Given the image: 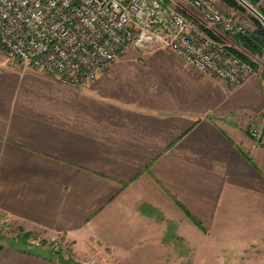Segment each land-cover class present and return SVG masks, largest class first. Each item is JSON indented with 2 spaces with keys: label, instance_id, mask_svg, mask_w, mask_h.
I'll return each instance as SVG.
<instances>
[{
  "label": "crops",
  "instance_id": "obj_1",
  "mask_svg": "<svg viewBox=\"0 0 264 264\" xmlns=\"http://www.w3.org/2000/svg\"><path fill=\"white\" fill-rule=\"evenodd\" d=\"M132 62L81 88L31 69L0 74V213L68 248L0 235V264H200L217 259L199 250L208 236H264V161L256 151L259 172L248 161L239 123L198 118L173 88L153 91L152 76L142 89L116 85Z\"/></svg>",
  "mask_w": 264,
  "mask_h": 264
},
{
  "label": "built area",
  "instance_id": "obj_2",
  "mask_svg": "<svg viewBox=\"0 0 264 264\" xmlns=\"http://www.w3.org/2000/svg\"><path fill=\"white\" fill-rule=\"evenodd\" d=\"M169 1L0 0V47L9 60L21 63L24 69L52 75L73 86L97 79L131 45L142 55L169 50L197 71L232 84L251 77L249 63L194 21L215 34L218 29L227 35H248L250 30L236 17L213 0ZM252 135L260 137L255 130ZM0 219L10 223L3 213ZM45 238L32 234L27 240L51 245L58 252L59 241Z\"/></svg>",
  "mask_w": 264,
  "mask_h": 264
},
{
  "label": "rangeland",
  "instance_id": "obj_3",
  "mask_svg": "<svg viewBox=\"0 0 264 264\" xmlns=\"http://www.w3.org/2000/svg\"><path fill=\"white\" fill-rule=\"evenodd\" d=\"M212 2L221 10L236 17L248 30L252 28L251 25L253 24V20L251 17L255 15L249 9L246 8L247 12L243 13L233 8L231 9L221 0H213ZM261 7L262 8L255 7V9L258 11L264 10V6ZM194 21L197 25H201L199 21L195 19ZM216 35L218 34L216 33ZM223 35V39L228 45H235H231L233 54L240 57L242 60L244 59L243 61L249 63L253 67H251L253 69V74L242 84H232L208 73L199 72L184 61H181L183 59L169 50L165 49L166 51L156 52L148 56V54L142 55V53L133 50V48L128 51L127 48L129 46L121 53L118 59L119 61L117 60L118 62L116 61L109 69L105 70L100 75L108 72L117 63L123 62L121 66H124L126 60L138 59L139 62L127 63L128 65H134L138 69L135 70L134 67V69L130 67L124 68V72L119 75V83H116V85L118 84L126 87L132 78L134 79L133 82L137 85L136 87L142 89L144 88L143 83H147V81H145L146 75L152 76V81H155L154 85L156 87L154 89L152 88L153 91L159 90L160 86L173 88V92L176 93L177 98H182L183 102L197 104L201 111L198 118L207 114L204 117L209 118L219 128L221 127L220 125L224 124L225 120V118H222L219 114L221 112H227L233 121L239 123L237 128L240 131V140H244V143L251 145L253 150L251 153L249 152L248 161L251 163L252 167L255 168L257 164L255 156L256 151H259L260 160L263 159L264 161V52L257 55L250 49L237 43L231 36L227 34ZM173 61L176 63L172 64ZM147 66L149 68L146 69ZM16 67L20 68L25 74L33 72L30 69H24L21 63L9 60L3 48L0 47V74L11 75L14 70H18ZM97 79L88 82L86 85L94 83ZM60 81L65 83L62 80ZM138 82H140V84ZM65 84L69 85L68 83ZM70 86L81 88L85 85ZM108 89L112 88L109 87ZM253 130L260 135L259 138H255L252 135ZM262 165L264 167L263 162ZM256 170L258 171V169ZM261 173L264 175L263 172ZM186 213L189 220L198 228V231L207 234L204 223L193 217L191 213ZM9 222V224H4L0 219V235H3V237H18L19 234H21L18 233V224L11 220L10 217ZM50 238L51 237H46L45 239ZM55 238L59 241L61 246L58 253H67L68 248L61 237ZM256 238L258 239L261 237ZM227 240L229 239L208 236L205 241L203 240L200 242V252H210L217 256L215 260L211 259L209 262L205 260L200 261V264L207 262H211V264H264V236L252 244L229 242ZM223 254L227 255L225 259H223V257L218 258L219 255ZM183 263H190V261L183 260Z\"/></svg>",
  "mask_w": 264,
  "mask_h": 264
},
{
  "label": "trees",
  "instance_id": "obj_4",
  "mask_svg": "<svg viewBox=\"0 0 264 264\" xmlns=\"http://www.w3.org/2000/svg\"><path fill=\"white\" fill-rule=\"evenodd\" d=\"M221 1H223L229 7L234 8L237 11L243 13L247 12V9L237 0H221ZM245 1H247L254 8L255 7L262 8L261 2L263 0H245ZM168 3H170L169 0ZM259 11L262 13V15H264V10H259ZM251 18L253 20V25L255 26V30L250 31L248 35H238V34L235 35L228 34V35L231 36L237 43L243 45L244 47L250 49L252 52L258 55L259 53L264 52V25L257 17L252 16ZM198 27L212 38L223 42L222 38H220L218 35L210 31L206 27L202 25H198ZM19 230L21 234H19L18 238H21L23 240H27L28 237L33 234L30 232H25L21 228H19Z\"/></svg>",
  "mask_w": 264,
  "mask_h": 264
},
{
  "label": "water",
  "instance_id": "obj_5",
  "mask_svg": "<svg viewBox=\"0 0 264 264\" xmlns=\"http://www.w3.org/2000/svg\"><path fill=\"white\" fill-rule=\"evenodd\" d=\"M245 8L249 9L264 25V16L256 10L254 7H252L247 1L245 0H238ZM89 264H97V263H89Z\"/></svg>",
  "mask_w": 264,
  "mask_h": 264
}]
</instances>
